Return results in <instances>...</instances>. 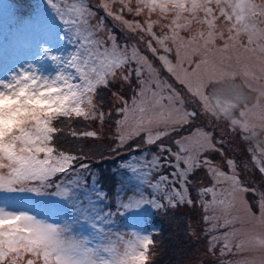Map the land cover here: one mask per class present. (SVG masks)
Returning <instances> with one entry per match:
<instances>
[{
  "label": "snow or ice",
  "instance_id": "obj_1",
  "mask_svg": "<svg viewBox=\"0 0 264 264\" xmlns=\"http://www.w3.org/2000/svg\"><path fill=\"white\" fill-rule=\"evenodd\" d=\"M47 3L63 25L59 41L73 50L56 55L43 49L51 72L29 63L0 79V191L40 195L54 188L76 214L60 224L0 207V264H150L153 235L109 231L114 220L99 207L108 198L96 187L100 178L85 175L90 165L83 152L63 147L66 128L75 139L99 138V131L68 122H99L102 128L113 113L104 110L100 90L116 81L136 84L130 99L112 93L120 105L118 148L134 139L156 148L122 166L143 191L121 199L118 214L198 200L207 231L227 230L209 240V251L221 244V255L245 254L238 264H264V185L245 183L224 137L196 123L223 122L226 134L249 144V162L264 176V0H98L96 7L133 38L131 44L107 31L89 0ZM168 138L172 146L163 142ZM199 170L213 183L200 187L194 200L190 184ZM237 223L259 231L237 230ZM74 225L91 228L98 245L74 236ZM253 251L261 253L258 262L247 258Z\"/></svg>",
  "mask_w": 264,
  "mask_h": 264
},
{
  "label": "rangeland",
  "instance_id": "obj_2",
  "mask_svg": "<svg viewBox=\"0 0 264 264\" xmlns=\"http://www.w3.org/2000/svg\"><path fill=\"white\" fill-rule=\"evenodd\" d=\"M89 2L95 15L103 21L107 31L114 33L122 44L134 42L133 38L123 31L116 21L108 18L101 8L96 7L98 0H89ZM5 28L6 30L4 31ZM58 34L61 37L64 36L63 25L58 19H55V13L49 7L47 0H0V79H8L11 75L10 71H19L22 68H26L29 63L36 65L42 63L40 66L45 71L51 72L53 70L51 61L44 58L43 49L50 47L52 49L51 54L56 55H67L73 50V45L68 44L66 40L59 41ZM155 63L159 66L158 62ZM162 78L175 84V81L172 80L167 72L162 71ZM134 80L135 77H133ZM176 87L180 88V85L177 84ZM135 89L136 84L134 82L126 84L122 81H116L108 89H103L102 97H100L103 101V108L106 111L112 110L113 114L112 118L108 119L102 128L99 122L76 120L68 122L77 129H80L84 123L86 130L99 131L100 136L98 139H75L67 136V128L65 131L66 142L63 147L69 148L71 151H84L86 157H88L87 161L90 160L94 164L85 172V175H92L94 179L99 177L100 183L96 187L102 188L108 194V198L99 205L100 208L112 213L114 223L107 226L108 230L125 234L137 231L144 234L154 233V239L156 238L155 235H169L170 240L177 245L176 249L175 247L174 249L180 254V258L178 257L179 264H238V261L245 254L225 252L221 255L219 251L221 244L216 245L215 251H209V240L213 236H222L227 230L219 229L214 233L207 231L209 226L203 220L205 213L197 200L198 189L203 186H211L213 183L204 170L196 172L191 180V197L197 200V203L193 206L181 205L175 209L159 211L148 208L140 212L118 214L119 211H122L118 210L117 207L121 199L132 195L133 192L143 191L142 186H138L135 177L126 175L122 166L126 163H131L133 159L139 160L143 156H150L156 151L155 147L147 148L140 139H134L128 146L123 148H118L117 146L115 121L118 117L115 109L120 105L113 100L112 93L118 92L125 99H130ZM196 123L203 127H210L218 137H224L226 154L239 162L240 173L245 183L255 187L264 185V176H261L249 162V144L247 142L236 134H226L223 122L217 123L206 118ZM188 131L189 129H184V134L187 135ZM172 139L168 138L163 142L172 146ZM90 146L96 149L113 146L109 154L112 157L111 159L114 160L111 162L105 160L101 163L102 165L105 164V166L97 167V163L102 161L100 153H98L99 150L95 151ZM74 148L76 149L74 150ZM124 149H129L128 157L118 155L120 150L122 152ZM141 153H143V156ZM208 155L215 156L218 161L221 159L218 154L209 153ZM165 171L171 170L165 169ZM223 187H227V185ZM205 199L210 200V194ZM0 207H5L14 212H26L50 223L60 224L71 222L76 214V209L70 202L62 200L55 195L54 188L44 190L43 194L40 195L28 191H0ZM239 214L242 216V213ZM133 217L137 218L134 219ZM144 223L146 225L152 223L155 226L152 230H148L147 228L150 225L143 226ZM177 227L178 229H174ZM235 227L240 231H259V227L254 224L245 223L241 225L237 223ZM73 235L77 238L87 237L92 239L93 247H96L100 242V238H93L92 229L86 226L74 225ZM181 238L184 242L182 249L178 242ZM260 256L261 253L259 251H253L247 255V258L255 259L258 262ZM163 261L162 259L159 263L164 264ZM180 261L182 262L180 263Z\"/></svg>",
  "mask_w": 264,
  "mask_h": 264
},
{
  "label": "trees",
  "instance_id": "obj_3",
  "mask_svg": "<svg viewBox=\"0 0 264 264\" xmlns=\"http://www.w3.org/2000/svg\"><path fill=\"white\" fill-rule=\"evenodd\" d=\"M22 22V21H21ZM112 25H114V24H112ZM6 30V28L4 29V31ZM103 93V89H101L100 90V97H102V94ZM84 124V123H83ZM81 125V128L80 129H78V130H80V131H83V130H86L85 128H84V125ZM71 126H73V125H71ZM65 146V145H64ZM111 147H113V146H110V147H101V148H92L91 146H90V148L91 149H93V150H99V152L98 153H100V159L102 160L101 162H99V163H97V167H103V166H105V164H101L102 162H104L105 160H109L110 162L112 161V160H114V159H111L112 157H111V155L109 154V152L112 150L111 149ZM66 150H69V148H65ZM76 148H74V150H75ZM76 152H78L77 150H75ZM81 152V151H80ZM140 152V151H139ZM83 154L86 156V154L84 153V151H83ZM104 155V157H102V156ZM118 155H121V157H123L124 155L125 156H129V149H124V151L122 150V152H121V150H120V153L118 154ZM118 155H116V156H118ZM88 158V157H87ZM116 159H118L117 157H116ZM127 159H129V158H127ZM85 163H87V164H89L90 166L91 165H94V164H92L91 162H90V160L89 161H87V159L84 161ZM148 225H150V227L149 228H147L148 230L149 229H151L152 230V228L155 226V224H152V223H149V224H147L146 225V223H144V225L143 226H148ZM171 228V227H170ZM168 229V228H167ZM174 229H178V227L177 228H174ZM180 230H181V228H179ZM163 232V231H162ZM152 235H154V233L152 234ZM166 234H160V235H155L156 236V238H155V241H156V247H155V249H154V251H153V255H152V257H151V262H150V264H161V263H159V262H161L162 261V259L164 260L163 262H164V264H179L178 262H179V258H180V254H179V252L177 251V250H175L176 249V243L174 244V242L173 241H171L170 240V238H169V235H167V236H165ZM179 242V246L181 247V249H182V247H183V245H184V242L182 241V238L178 241ZM175 245V246H174ZM174 247H175V249H174ZM179 257V258H178ZM182 261H180V263H181Z\"/></svg>",
  "mask_w": 264,
  "mask_h": 264
},
{
  "label": "clouds",
  "instance_id": "obj_4",
  "mask_svg": "<svg viewBox=\"0 0 264 264\" xmlns=\"http://www.w3.org/2000/svg\"><path fill=\"white\" fill-rule=\"evenodd\" d=\"M45 48H48V47H45ZM45 48H44V49H45Z\"/></svg>",
  "mask_w": 264,
  "mask_h": 264
}]
</instances>
